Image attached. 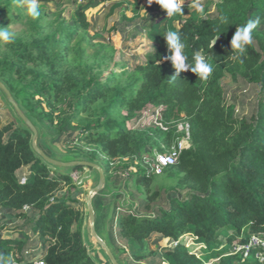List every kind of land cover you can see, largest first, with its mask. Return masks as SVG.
<instances>
[{
    "label": "trees",
    "instance_id": "16d2710c",
    "mask_svg": "<svg viewBox=\"0 0 264 264\" xmlns=\"http://www.w3.org/2000/svg\"><path fill=\"white\" fill-rule=\"evenodd\" d=\"M96 1L40 0L56 10L39 7L40 16L33 19L21 0H0V27L14 34L10 43L0 40V79L53 149L62 153L52 141L73 132L84 145L63 154L99 161L111 183V164L123 162L119 168L128 171L123 187L136 208L115 213L111 242L120 259L124 241L132 245L136 262L264 264L262 247H252L247 255L233 253L236 244L253 236L264 239V0H204L203 16L184 5L183 14L172 17L154 0H135L134 15H124L122 26L113 24L110 30L125 31L141 21L137 28L146 30L154 50L131 68L120 65V71L111 69L115 45L95 43L103 35L90 34L87 12ZM122 4L112 3L107 15ZM257 18L253 42L240 55L231 40L237 27ZM13 21L21 22L20 31L10 28ZM169 30L181 33L189 62L194 54H212L214 71L207 80L190 70L173 77L175 68L165 59ZM226 76L260 87L251 117L238 116L236 105L227 101ZM150 105L163 107L160 120L168 129L129 127ZM181 122L190 125L191 146L176 164L149 172L144 154L165 152L162 144L177 145L184 135L178 130ZM31 138L32 132L15 122L0 124V210L29 217L10 237L0 232V264L9 256L15 262L44 257L47 264H97L83 239L85 215L70 202L78 185L39 157ZM25 167L29 172L22 180ZM67 185L69 194L57 196ZM154 234L177 244L152 250L148 239ZM186 234L204 246L200 255L180 241Z\"/></svg>",
    "mask_w": 264,
    "mask_h": 264
},
{
    "label": "rangeland",
    "instance_id": "374dc122",
    "mask_svg": "<svg viewBox=\"0 0 264 264\" xmlns=\"http://www.w3.org/2000/svg\"><path fill=\"white\" fill-rule=\"evenodd\" d=\"M71 0H65L66 3L70 2ZM83 1V0H80ZM127 2V7L124 10H121V12L115 13L112 17H109L107 15L110 2L101 4V5H94L92 6L87 14L91 21V28H90V34L95 35L96 33H101L103 37L94 39V42L97 41H103L108 42L111 41L116 49L117 52L115 54V60L114 63L111 65V69H114L116 71H120V65H124L125 68H131L135 66L136 64L145 61V55L154 50V44L148 39L146 35V30H139L137 26L126 28L124 33L122 34L118 28H113V30H110L113 24L120 25V22H122V17L126 15L127 17H132L134 15V8L136 7L135 0H125ZM204 0H201V2ZM216 2L218 0H215ZM22 2V0H21ZM143 4H146L147 0H141ZM39 7H46L51 13L56 10V6L53 3H43L38 0ZM112 3V2H111ZM192 0H185L184 5H191ZM24 7V5L22 3ZM120 13V14H119ZM13 14L18 17L19 13L18 10L15 8ZM142 15L147 17L149 13L145 10H142ZM109 20H112L109 23ZM124 23V21H123ZM141 24H138V27ZM22 24L19 21H13L10 23V28L14 31H20L22 28ZM105 28V29H104ZM262 30H264V24L260 26ZM95 50L94 47H89L88 52L93 53ZM119 63L118 66L115 65V63ZM109 72V71H108ZM106 72L105 75L108 73ZM222 83L225 88V94L227 101L229 103H233L236 105V114L238 116L246 115L248 117H251L252 114L256 112V105L257 101L260 95V87L257 85H252L247 83L244 79H239L237 81L233 80L230 76H226L222 79ZM162 109L163 107H156L153 105L148 106L143 111L139 112L136 117L131 119L128 122V126L131 128L136 129H146V128H156L159 127L157 124V118L161 117L162 115ZM15 122L14 117L9 113V109L7 104L4 102V99L2 98L0 94V124H6L9 122ZM186 123V122H182ZM75 129H70V131H74ZM53 145H55L59 151L62 153H68V152H75L78 147L83 146V142L78 143L75 141V134L73 132L69 133L68 136H65L63 138L59 137L57 139H54L52 141ZM165 152L170 150V148H166L165 144H162ZM158 153L157 149H153V152H147L144 154L142 162L144 161V164L148 167L149 172L152 171V167L156 163L155 158L156 154ZM105 159V158H102ZM106 160V159H105ZM118 163V164H116ZM113 162L111 164L112 170L111 174L113 177V187H122V192H119V194L116 196L117 199L115 201V206L113 209L112 216L109 221V231L111 236V230H112V224L115 222V213L117 210L121 209H135L136 206L133 205V201L130 199L129 193L125 188L123 187V181L128 175V171H126V168H119V166L123 163H120V161ZM136 167L134 166L132 170H135ZM29 169L25 167L20 172V178L24 180L28 175ZM70 177H72L73 181L78 185V189L70 194V202L78 209H80L84 215L86 213V198L88 194V190L92 186V183L94 182V177L92 174H90L88 169H74L71 172L68 173ZM124 192H126V196H124ZM69 194V185L65 186L63 190H61L59 193H57V196H65ZM127 200L129 206L128 207H122L120 205V200L124 199ZM131 205V206H130ZM31 218V217H30ZM28 218H22L17 217L16 212L14 211H2L0 210V232L4 234V236L12 235V231H14V228L18 225H23L28 221ZM77 228V224L74 225V229ZM101 234L104 237H107L106 233H104V230L99 228ZM17 236V235H16ZM107 239H109L107 237ZM112 239V238H111ZM111 245L113 244L114 247H116L114 242H111L109 239ZM180 241L185 244L192 253H196L200 255L203 251L204 246L202 244H198L195 242V238L190 235L186 234L181 237ZM149 248L152 250H158L160 251L162 248L167 246H173L177 244L176 241H174L171 238H164L158 234L152 235L148 239ZM122 247H124L126 253L123 254L121 257V260H124L126 262H129L127 264H150V260H146L144 262H136L131 259V253L132 245L129 243H125L122 241L119 243ZM160 264H167L166 262H162Z\"/></svg>",
    "mask_w": 264,
    "mask_h": 264
},
{
    "label": "water",
    "instance_id": "95a60500",
    "mask_svg": "<svg viewBox=\"0 0 264 264\" xmlns=\"http://www.w3.org/2000/svg\"><path fill=\"white\" fill-rule=\"evenodd\" d=\"M0 94L7 104L9 113L14 117L15 123L28 128L32 132L31 146L36 154L41 157L52 168L69 173L74 169H88L94 177V182L88 190L86 198V213L83 225V239L88 252L97 264H127L115 253L109 231V221L113 213L115 201L122 187H113L109 182L105 167L96 160L81 155L63 154L46 142L42 137V131L21 107L11 89L0 79ZM118 193V194H117ZM126 196V192H124ZM120 200L122 207H128L126 199ZM115 201V202H114ZM131 206V205H130ZM104 230V237L99 228Z\"/></svg>",
    "mask_w": 264,
    "mask_h": 264
},
{
    "label": "clouds",
    "instance_id": "9594fccd",
    "mask_svg": "<svg viewBox=\"0 0 264 264\" xmlns=\"http://www.w3.org/2000/svg\"><path fill=\"white\" fill-rule=\"evenodd\" d=\"M159 4L162 9L166 10L167 16L172 17L174 15L183 14V6L185 0H154ZM22 3L26 5L27 14L37 19L40 16L38 0H22ZM148 3H153V0H148ZM191 7L195 9L198 15H204V7L201 0H192ZM223 19V18H222ZM260 23V19L249 20L246 24L237 27V30L231 40V48L236 50L237 53L243 55L247 46L253 42V32ZM169 55L165 59L170 60L175 68V77H179L181 72L191 71L198 75L202 80H207L214 71V65L212 62V54H194L193 62H189L185 54V43L182 40L181 33L179 31L169 30L164 34ZM14 34L7 28L0 27V40L4 42H12ZM5 264H15V261L11 256L7 258Z\"/></svg>",
    "mask_w": 264,
    "mask_h": 264
},
{
    "label": "built area",
    "instance_id": "2783aa9c",
    "mask_svg": "<svg viewBox=\"0 0 264 264\" xmlns=\"http://www.w3.org/2000/svg\"><path fill=\"white\" fill-rule=\"evenodd\" d=\"M161 117L157 118V124L160 128L167 130L168 126L160 120ZM178 130L184 132L183 137L179 140L177 145H174L167 152L157 153L155 161L156 163L152 167L154 173H161L165 167L174 165L178 162L179 157L184 149L191 146V131L189 123H179ZM252 247L264 248V239L261 236H253L248 243L236 244L233 248V253H243L247 255ZM261 260H264V256H259ZM15 264H47L44 257L36 258L32 261L15 262Z\"/></svg>",
    "mask_w": 264,
    "mask_h": 264
},
{
    "label": "crops",
    "instance_id": "0c3cea01",
    "mask_svg": "<svg viewBox=\"0 0 264 264\" xmlns=\"http://www.w3.org/2000/svg\"><path fill=\"white\" fill-rule=\"evenodd\" d=\"M108 2H110L109 4H112V3H114V2H122L123 4H122V6H121V8L119 9V11L118 12H121V10H124L125 8H126V4H127V2L125 1V0H109ZM112 2V3H111ZM105 3H107V2H105ZM101 4H104V3H100V2H98V0L95 2V4L94 5H101ZM127 7H129V6H127ZM120 14V13H119ZM89 18V17H88ZM90 20V19H89ZM122 22H123V20H122ZM122 22H120V25L122 24ZM141 23V21H137V22H134V23H131V24H129V25H127L126 26V28H130V27H136L138 24H140ZM122 26V25H121ZM119 31L123 34L124 33V31H123V29H119ZM152 42V41H151ZM153 44H154V42H152ZM11 235H8V237H10Z\"/></svg>",
    "mask_w": 264,
    "mask_h": 264
}]
</instances>
